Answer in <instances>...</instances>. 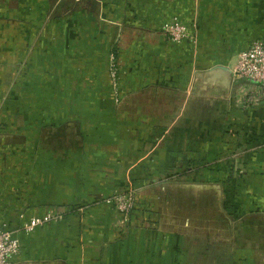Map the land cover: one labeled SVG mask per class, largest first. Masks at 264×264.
<instances>
[{"label": "crops", "instance_id": "0c3cea01", "mask_svg": "<svg viewBox=\"0 0 264 264\" xmlns=\"http://www.w3.org/2000/svg\"><path fill=\"white\" fill-rule=\"evenodd\" d=\"M172 18L188 29L178 43L162 30ZM257 38L264 0H0L10 264H216L213 240L235 245L220 262L264 264V100L238 108L228 69ZM226 161L241 176L229 190ZM128 185L122 225L109 197ZM49 210L62 216L20 230Z\"/></svg>", "mask_w": 264, "mask_h": 264}, {"label": "built area", "instance_id": "2783aa9c", "mask_svg": "<svg viewBox=\"0 0 264 264\" xmlns=\"http://www.w3.org/2000/svg\"><path fill=\"white\" fill-rule=\"evenodd\" d=\"M168 40L180 42L188 36V29L178 20L172 18L162 27ZM228 69L233 78L240 83L235 91L238 108L247 109L257 106L264 100V38L253 39L249 45L237 52ZM110 84L117 88V68L114 58H110ZM134 189L128 185L109 197V202L119 216L120 224H127L135 205ZM61 210L46 211L42 215L29 217L20 230L27 234L33 229L59 219ZM19 242L13 231L0 226V264H10L11 258L18 252Z\"/></svg>", "mask_w": 264, "mask_h": 264}, {"label": "rangeland", "instance_id": "374dc122", "mask_svg": "<svg viewBox=\"0 0 264 264\" xmlns=\"http://www.w3.org/2000/svg\"><path fill=\"white\" fill-rule=\"evenodd\" d=\"M230 162V161H229ZM233 162V161H232ZM226 164H227V167H228V161H226L225 162ZM231 166V162L229 163V167L227 168L228 170H232V171H229V173H228V176L227 177H223L222 178V181L223 182H226L227 183V188H228V190H229V187H232L234 184H236V182H238L240 179H241V176L240 177H238L237 176V174H235V172H234V170H236V169H234L235 167L233 166V167H230ZM198 179V178H197ZM198 180H201V179H198ZM239 182H241V181H239ZM238 197V196H237ZM232 200H230V202L231 203H235L236 201H235V197L233 198H231ZM214 217H216L215 218V220L216 221H213V223H212V230H213V235H214V232H216V230H218L219 231V227H221L222 228V226H219V218H220V214L218 213V212H216V214H214L213 215ZM213 224H215V225H213ZM230 229V228H229ZM224 232V231H223ZM231 232V231H230ZM228 233H229V230H228ZM218 237V236H217ZM226 243H228L226 246H227V248L226 249H222V250H220L221 248H223L224 247V245L226 244ZM234 247H235V245L234 244H232V242H231V240H228L227 242H225V241H218V240H216V241H212V247H211V251H212V254H213V256L215 257H217V260H216V264H220L221 262H222V264L223 263H225V264H228L229 263V261H219V258H218V256H220L219 255V252H221L222 254L224 253V251L223 250H227V254H228V258H230L231 257V255L233 254L232 253V251H233V249H234ZM223 256V255H222Z\"/></svg>", "mask_w": 264, "mask_h": 264}, {"label": "trees", "instance_id": "16d2710c", "mask_svg": "<svg viewBox=\"0 0 264 264\" xmlns=\"http://www.w3.org/2000/svg\"><path fill=\"white\" fill-rule=\"evenodd\" d=\"M225 193H226L227 200H225V202H224V207H225L224 209L226 210L227 214L231 218H235L239 215V211L237 209V204H236L237 200H235L236 201L235 203H231L230 200H232L231 198L232 197L234 198L236 196V194L234 191H228Z\"/></svg>", "mask_w": 264, "mask_h": 264}]
</instances>
